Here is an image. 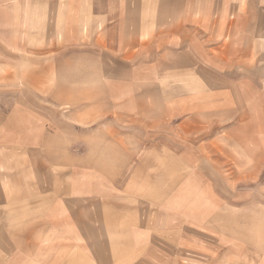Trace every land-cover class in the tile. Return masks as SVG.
Returning <instances> with one entry per match:
<instances>
[{"label":"crops","instance_id":"obj_1","mask_svg":"<svg viewBox=\"0 0 264 264\" xmlns=\"http://www.w3.org/2000/svg\"><path fill=\"white\" fill-rule=\"evenodd\" d=\"M229 87L264 98V0H0V264H264L217 148L147 142Z\"/></svg>","mask_w":264,"mask_h":264},{"label":"rangeland","instance_id":"obj_2","mask_svg":"<svg viewBox=\"0 0 264 264\" xmlns=\"http://www.w3.org/2000/svg\"><path fill=\"white\" fill-rule=\"evenodd\" d=\"M60 10V8H59ZM171 72L165 71L162 94L156 97L149 96L153 103L148 105L149 109L160 107L155 103L158 98H170ZM161 88V87H160ZM154 88V92H155ZM158 90V89H157ZM247 88L242 87L239 90L234 87L228 88L229 107L228 115L221 120H166L162 119L155 124L149 120L147 131L148 143H163L172 145L175 139L171 134L177 130L180 132L179 144L210 145L216 147L218 152L214 155L223 158L221 174L235 183L242 182L245 192H253L252 196H258L259 201L264 202V98H259V103H252V100L258 101L257 98H243L244 101H238L235 98H242ZM248 97V96H247ZM72 106H67L66 110L71 111ZM244 108L243 111H240ZM247 108V111L245 110ZM73 109V108H72ZM135 124V123H132ZM188 131H193L190 133ZM216 134L217 136L209 137ZM254 146V150L252 147ZM249 201L253 197L249 194Z\"/></svg>","mask_w":264,"mask_h":264}]
</instances>
